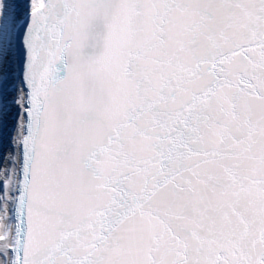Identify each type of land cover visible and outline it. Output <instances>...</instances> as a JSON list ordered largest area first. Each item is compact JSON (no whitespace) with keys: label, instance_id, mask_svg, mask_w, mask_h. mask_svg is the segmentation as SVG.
Listing matches in <instances>:
<instances>
[{"label":"snow or ice","instance_id":"snow-or-ice-1","mask_svg":"<svg viewBox=\"0 0 264 264\" xmlns=\"http://www.w3.org/2000/svg\"><path fill=\"white\" fill-rule=\"evenodd\" d=\"M0 264H264V0H0Z\"/></svg>","mask_w":264,"mask_h":264}]
</instances>
